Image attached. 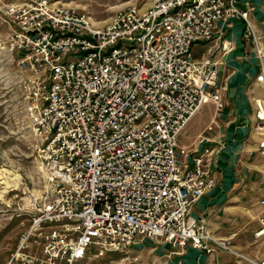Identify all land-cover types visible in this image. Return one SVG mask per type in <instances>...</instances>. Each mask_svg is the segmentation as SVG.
I'll use <instances>...</instances> for the list:
<instances>
[{
	"label": "built area",
	"instance_id": "2783aa9c",
	"mask_svg": "<svg viewBox=\"0 0 264 264\" xmlns=\"http://www.w3.org/2000/svg\"><path fill=\"white\" fill-rule=\"evenodd\" d=\"M254 10L250 0H146L99 25L58 0H0L5 48L27 76L24 109L51 190L28 202L30 227L16 256L34 247L29 264H78L95 249L127 256L143 237L207 254L215 244L254 264L189 215L216 184L204 160L212 152L192 156L177 142L203 105L224 108L211 58L240 21L263 88L250 127L264 158V32ZM258 207L253 236L264 243V197Z\"/></svg>",
	"mask_w": 264,
	"mask_h": 264
},
{
	"label": "crops",
	"instance_id": "0c3cea01",
	"mask_svg": "<svg viewBox=\"0 0 264 264\" xmlns=\"http://www.w3.org/2000/svg\"><path fill=\"white\" fill-rule=\"evenodd\" d=\"M250 2L255 8L252 20L264 32V0ZM224 39L227 48L219 67V83L225 87L224 108L216 113L212 104L203 105L177 142L192 156L212 152L204 155V160L209 163L216 184L195 201L189 215L204 219L206 232L214 238L229 241L236 250L252 254L261 251L260 246L252 244L253 233L259 226L258 200L264 197V158L250 123L254 101L263 97V88L255 82L257 61L243 39V24L233 21ZM146 241L153 246L161 264H247L220 249L207 254L191 246L180 250L168 243Z\"/></svg>",
	"mask_w": 264,
	"mask_h": 264
},
{
	"label": "rangeland",
	"instance_id": "374dc122",
	"mask_svg": "<svg viewBox=\"0 0 264 264\" xmlns=\"http://www.w3.org/2000/svg\"><path fill=\"white\" fill-rule=\"evenodd\" d=\"M1 1L7 4L23 0ZM58 1L85 12L93 21L102 25L117 10L133 4L142 5L146 0ZM2 18L3 16L0 13V264H29L27 257L35 255L37 252L34 247L21 249L19 256H16L21 245L22 236L30 227L28 202L35 198L50 197L51 190L38 168L39 165L33 151L34 141L31 137L29 122L24 109L27 95V90L25 89L27 76L19 72L16 66V54H10L5 48L8 29L2 22ZM223 41L225 42L224 38ZM213 46L214 43L211 42L196 48L193 51L194 58L201 59L203 55H207L208 50H211ZM225 52L226 50L222 48L221 43L218 51L211 58L212 61L221 64L220 61ZM5 172L10 173L11 176L5 175ZM14 177H17V181H9ZM4 181H9V184L5 185ZM253 217L252 220H254ZM146 240L150 239L138 237L127 256L117 253H103L100 255L99 250L95 249L89 258L78 264H161L155 251H152L153 246L147 243ZM150 241L157 245L166 244L160 239ZM254 241L252 247L260 246L261 251L255 250L252 254L236 250L229 241L228 247L238 255L252 260L254 264L264 263L263 240L254 238ZM212 245L211 247L214 250L209 254L214 253L218 249L223 250L215 244ZM227 252L234 256L236 260L252 264L229 251Z\"/></svg>",
	"mask_w": 264,
	"mask_h": 264
},
{
	"label": "bare ground",
	"instance_id": "6f19581e",
	"mask_svg": "<svg viewBox=\"0 0 264 264\" xmlns=\"http://www.w3.org/2000/svg\"><path fill=\"white\" fill-rule=\"evenodd\" d=\"M5 175H10V176H11V174L8 173V172H5ZM10 176H9V177H10ZM1 177H2V176H1ZM7 178H8V177H7ZM0 179H1V178H0ZM8 180H9V179H8ZM9 181H12V182H13V181H17V177L11 178V180H9ZM9 181H4V182H5V185H6V184L8 185V184H9ZM4 182H3V183H4Z\"/></svg>",
	"mask_w": 264,
	"mask_h": 264
}]
</instances>
